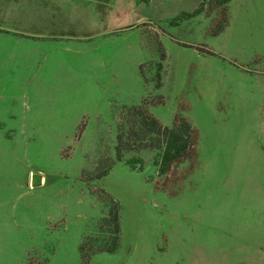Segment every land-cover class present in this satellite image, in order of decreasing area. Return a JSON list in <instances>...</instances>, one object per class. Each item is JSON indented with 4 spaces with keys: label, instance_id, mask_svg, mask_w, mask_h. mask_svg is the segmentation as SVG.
<instances>
[{
    "label": "rangeland",
    "instance_id": "1",
    "mask_svg": "<svg viewBox=\"0 0 264 264\" xmlns=\"http://www.w3.org/2000/svg\"><path fill=\"white\" fill-rule=\"evenodd\" d=\"M201 1L0 0L10 28L69 41L0 27V264H84L85 233L97 245L113 228L95 222L111 196L120 246L89 264H264V0H232L218 35L219 9L174 30ZM43 52L49 85H21ZM144 100L199 133L166 176L155 151L116 160L117 116Z\"/></svg>",
    "mask_w": 264,
    "mask_h": 264
},
{
    "label": "trees",
    "instance_id": "2",
    "mask_svg": "<svg viewBox=\"0 0 264 264\" xmlns=\"http://www.w3.org/2000/svg\"><path fill=\"white\" fill-rule=\"evenodd\" d=\"M232 0H202L197 7L190 11H182L175 16L170 25L175 27L195 18L200 14L209 16L215 10H220L221 17L216 24L214 34L218 35L228 25V4ZM167 54L162 48L160 61H158L157 86L162 85V73L164 61ZM142 72V71H141ZM163 96L159 103H163ZM147 100L140 104L124 106L122 112L117 116L116 135V160L123 161L127 153H141L144 151H155L154 164L158 167L159 176L169 175L184 161L191 159L198 152L199 133L193 124L181 115L175 117L172 126L164 125L150 110ZM132 170L142 172L145 161L142 157L125 160ZM138 164V165H137ZM110 172V168L98 175L101 178ZM111 208L106 216L95 222L100 227L113 226L108 230V236L102 239L100 244L89 245L90 234L85 233L80 246L84 258V264L90 263L92 255L108 252L114 253L118 250L121 240V206L112 196L109 198ZM113 205L115 209H113ZM90 246V247H89Z\"/></svg>",
    "mask_w": 264,
    "mask_h": 264
},
{
    "label": "crops",
    "instance_id": "3",
    "mask_svg": "<svg viewBox=\"0 0 264 264\" xmlns=\"http://www.w3.org/2000/svg\"><path fill=\"white\" fill-rule=\"evenodd\" d=\"M9 25L10 24L7 23V22H5V21H0V27L5 28V30H9V31L12 30L14 32L17 30V29H14V28H10ZM179 27H175L173 29L175 30V29H177ZM17 31L24 32L22 34L21 33L20 34H17V35H19V37H23V36H26L27 35L28 37L31 38V41L32 42L35 41L34 43L37 46L38 45L45 46V42L47 40H53V39H55V38H45V37H50V36H55L56 35V34H53V33H50L49 34V32H47V31H45V33H44V32H42L43 31L42 28L37 29L35 31L25 30V29H21V30H17ZM5 33H8V32H5ZM5 33H1V35L2 34H5ZM10 34H13V33H10ZM55 40H58V41L63 42L65 44H68L69 43V41H64V40H59V39H55ZM74 42H77V41H74ZM94 42L95 41L93 40L92 43L91 42H88V43H91V45L93 47H96L97 45L94 44ZM35 44L33 45V48L34 49H35ZM31 53H34L35 54V52H33V51H31ZM37 59H39V57H37ZM40 59L38 60L39 62H38L37 67H36V65H35V67H33V66L32 67L31 66H26V69H25L26 73H23V74L21 73V79L23 80V83L21 85H49L48 82L45 83V67H44V65H45V52L42 53V56H41ZM41 61L43 62V65H42ZM60 75H61V73H60ZM60 75L58 74V76H59L58 77V80L60 79ZM10 78H12V75H8V78L7 79L9 81H10ZM8 80H7V82H8ZM12 84H13L12 81L9 82V85H12ZM58 85H63V83L58 81ZM110 101H112V100H110Z\"/></svg>",
    "mask_w": 264,
    "mask_h": 264
}]
</instances>
